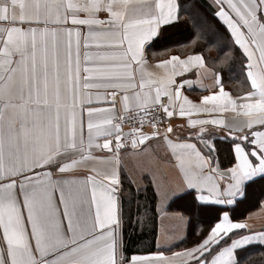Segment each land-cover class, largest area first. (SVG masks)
Segmentation results:
<instances>
[{
    "label": "snow or ice",
    "instance_id": "obj_1",
    "mask_svg": "<svg viewBox=\"0 0 264 264\" xmlns=\"http://www.w3.org/2000/svg\"><path fill=\"white\" fill-rule=\"evenodd\" d=\"M257 203L264 0H0V264H250Z\"/></svg>",
    "mask_w": 264,
    "mask_h": 264
},
{
    "label": "trees",
    "instance_id": "obj_2",
    "mask_svg": "<svg viewBox=\"0 0 264 264\" xmlns=\"http://www.w3.org/2000/svg\"><path fill=\"white\" fill-rule=\"evenodd\" d=\"M186 28H191V22L185 26ZM195 29H193V33H195ZM192 40L196 41L195 47L204 50L206 57H217V56H224V53H221L217 50V47L214 43L210 42L209 34L201 33L199 35H188L186 34L184 38L181 39V50H191L193 44L191 43ZM231 75V74H229ZM237 80L231 79L226 87L229 86H236ZM141 199L143 200V194H141ZM259 203L247 206L243 210V217L246 213L253 211L259 207ZM173 210V209H170ZM151 215V214H150ZM131 217L132 222L126 224L125 232L126 237L130 236L132 241L139 243L140 241L143 242V246L152 245L154 246V238L157 237V228H158V216L155 217L154 220H145L143 225H141L137 221V213H136V205L133 203L131 205ZM191 242V237L189 240L185 242L184 245L186 246ZM250 264H264V256L261 255L260 249L257 247L251 253Z\"/></svg>",
    "mask_w": 264,
    "mask_h": 264
},
{
    "label": "crops",
    "instance_id": "obj_3",
    "mask_svg": "<svg viewBox=\"0 0 264 264\" xmlns=\"http://www.w3.org/2000/svg\"><path fill=\"white\" fill-rule=\"evenodd\" d=\"M188 94L192 98H196L200 94L199 86H195L194 90ZM174 211L176 210L169 209L167 212H161L158 215L157 236L161 239L167 237L171 243L179 242L185 235L183 226L179 224L172 214ZM238 218L242 220L246 219L247 223L254 231H260L264 228V205L260 204L257 209Z\"/></svg>",
    "mask_w": 264,
    "mask_h": 264
}]
</instances>
